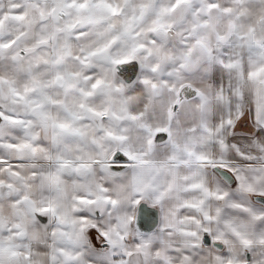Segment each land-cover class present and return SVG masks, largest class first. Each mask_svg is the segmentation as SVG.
<instances>
[{"label": "rangeland", "instance_id": "obj_1", "mask_svg": "<svg viewBox=\"0 0 264 264\" xmlns=\"http://www.w3.org/2000/svg\"><path fill=\"white\" fill-rule=\"evenodd\" d=\"M31 2L23 3L24 6L30 5L31 12L35 14L37 24L34 28V34L57 35L56 47L64 50L76 43H85L84 37L89 33L99 35L106 38L109 35H119L123 31L126 32V23L121 22L116 14L112 17L107 9L100 12L93 11V5L102 4V0H30ZM33 1V2H32ZM169 0L160 2L159 9L161 14L152 19L150 24L138 23L135 21L131 24L136 31L141 30L140 43L152 53V60L147 66L148 70L132 88L126 91H114L117 83L111 79V71L109 68L106 72V86L110 90H105V94L91 98L83 81L76 86L79 94L72 98L71 86L67 83L60 89V98L57 102L61 114L64 111H70L74 117L71 135H66L62 121L63 116L60 115V122L57 128L58 139L54 145L55 153L58 159L83 160L85 169L90 177L71 178L64 185L63 182L56 183L55 178L50 180V194L43 197L41 193L35 194L36 189L28 182L27 178H18L14 183L9 178L8 169L11 166L6 165L1 157H7V151L4 141L7 140L9 132L5 126V119L0 122V242H12L20 237L27 235V241L34 239H43L48 245L47 258L48 261L40 262L35 257L32 264H126L127 256L124 255L129 249L135 248L137 241L140 245L149 246L151 254H171L169 244L161 245V252H156L154 246H150L149 235H140L136 232L133 224H129L133 208L131 204V191L129 178H111L113 176L108 171V165L105 162L112 156L114 146L110 141V137L119 138L122 141L121 152L130 156L132 159L136 157L141 161L160 160L167 161L172 159L196 162L203 157L196 150L198 146L197 138L200 135L197 120L193 115L196 107V100H182L178 105V109L172 113V102L175 98V91L178 84L164 83L157 84L156 70L154 68L159 64L157 54L162 50V46L153 40V28L155 24L164 25L167 21L165 15V4ZM172 2V0H170ZM205 1V0H204ZM9 4L0 3V24L10 23L11 26L6 28V34L19 36L23 29L15 27V14L20 15V6L14 0H9ZM200 6L209 4V2L201 1ZM229 6V5H228ZM229 18L230 24L234 25L231 30L229 40L231 49L237 47V55L231 56L232 63L238 64L240 70L245 65L253 68L258 67L261 73L264 72V0H246L244 4L230 5ZM18 9V10H17ZM92 15H101L100 18H93ZM195 15L198 19L190 16L186 20L189 28L192 24L204 21L203 9L199 10ZM29 19V18H28ZM189 21V22H188ZM208 28V26H207ZM219 30H224L223 23H220ZM3 30L0 28V35ZM28 35L30 33L28 32ZM64 36L67 38L68 45L64 44ZM204 39L212 38L210 32L202 35ZM34 35L31 41H37ZM155 43V44H154ZM189 42V46H190ZM85 45V44H84ZM23 47V46H19ZM17 48V47H16ZM15 48V49H16ZM235 50V49H234ZM230 51V50H228ZM231 52V51H230ZM218 54V53H217ZM12 53H2L0 55V89L5 93L6 97L17 95L20 100L24 95L23 85L26 75L21 71V65L15 64L12 60ZM216 56V55H215ZM219 63V61L217 62ZM216 63V64H217ZM160 65V64H159ZM211 65L206 64L202 67L199 75H193L187 79L193 80L198 85V89L202 94V98H207L210 94V84L208 83V69ZM90 66L85 65L79 67V71H87ZM63 69V68H62ZM172 76L176 75L174 68L171 70ZM28 75L34 80L28 83L29 87H35L39 80L44 79L46 84L50 85V95L52 92L51 84L53 76L51 67L43 66L30 69ZM41 78V79H40ZM82 80V75H80ZM153 79L152 81H146ZM109 81V84H108ZM158 81V80H157ZM94 81L93 84H97ZM246 81L243 87L244 93L247 85ZM106 87V88H107ZM30 94H35L31 92ZM8 98L2 97L0 94V105L7 107ZM190 102H192L190 104ZM170 106V107H169ZM91 109L93 112L114 113L117 121L104 122L105 130L103 132H95L90 130V124L83 121L82 116L84 109ZM58 111V110H57ZM3 117V116H2ZM64 123V124H63ZM166 124L169 139L165 144L155 148L152 152L146 147V142L151 131ZM187 132V139L185 138ZM20 131L18 126L13 132ZM203 131H208V126L203 124ZM151 135V134H150ZM207 146V139L204 142ZM51 170L52 165H47ZM73 169L79 167L77 164H71ZM18 171L22 169L16 168ZM57 178H62V170L60 165L54 167ZM54 179V180H52ZM62 180V179H60ZM12 185L13 191L3 192L1 187L4 185ZM65 189V190H64ZM64 190V193L59 191ZM32 192V193H31ZM69 193L65 198V194ZM61 194L60 198L58 195ZM97 197H107V212L96 218V214L92 209L94 206L88 207L89 199H98ZM97 201V200H95ZM99 201V200H98ZM44 204V208L54 210V222L50 223L46 228L37 222L31 208H37ZM102 206V203L99 205ZM33 207V208H35ZM91 211L93 213H91ZM55 224V225H53ZM95 226L101 233L102 237L107 240V246L94 248L87 236V226ZM138 239V240H137ZM150 240V241H149ZM171 248H179L180 246H170ZM184 247V246H182ZM239 250H235L239 253ZM229 248L222 255H229ZM209 253L205 249L204 254ZM132 254V253H131ZM31 255V252L30 254ZM43 255L45 256L44 252ZM242 259V258H241ZM243 258L241 261H245ZM17 260L11 264H16ZM262 263L255 258H251L248 264ZM264 264V262L262 263Z\"/></svg>", "mask_w": 264, "mask_h": 264}, {"label": "flooded vegetation", "instance_id": "obj_2", "mask_svg": "<svg viewBox=\"0 0 264 264\" xmlns=\"http://www.w3.org/2000/svg\"><path fill=\"white\" fill-rule=\"evenodd\" d=\"M8 1L0 0V3L9 4ZM14 1L18 4L17 6H20L21 14H15L16 17L13 21L16 28L23 29L24 31L19 36L12 35L9 37L6 34V28L10 27L11 24L5 23L4 26L0 24V28L3 30L2 35H0V55L4 52L7 54L12 53L14 55H12V60H14L15 64L21 65V71L26 75V79L23 85L24 95L20 100L17 99V95L6 97L5 93L0 89L1 96L8 98L6 109L0 105V122L2 118L5 119V126L9 132L7 140L4 141L7 157L1 158H3L6 165L11 166L8 169L9 178H12L14 183L17 182L18 178H27L32 188L37 190L35 194L38 196L42 178H55L56 183L63 182L66 185L65 183L71 178L85 179L90 177L88 171L83 167L85 163L83 160L72 162L73 160L70 159H58L55 153L54 145L59 140L57 128L60 122V115L63 116L62 121L65 122V124L63 123V130L68 136L71 135L75 120L70 111H64L63 114L59 111L57 102L60 98V89L66 83L70 84V96L75 98L79 94L76 86L83 81L87 88L86 92H89L88 95L91 98L103 95L105 94V90H110L106 86L105 81V70L107 68L111 71V79L118 84L114 91L123 92L132 88L139 80L144 81L141 78L147 72V66L153 59L152 53L147 50L146 44L144 46L140 43V33L142 34V31H136L134 27H131V24L135 21H138L139 24H150L152 19L149 18L154 16L156 18L157 14H161L159 6L163 0L100 1L102 4L92 6L93 11L98 12L96 8L100 12L102 9H107L111 17L116 14L121 22H125L127 25L126 29L128 30L119 33L118 36L111 34L106 38L99 37V35L91 32L83 38L85 43H76L74 41V45L72 46V42L70 41L71 46L68 48L65 46V51L56 47L57 35L48 33V35L37 36L34 34V28L37 24L35 14L31 12L29 4L27 6L23 5V3L31 2L30 0ZM201 1L209 2V4L200 6L199 3ZM245 1H242V4ZM228 5L234 4L221 3L220 0H172V2L169 0L164 6L165 15H167L166 23L164 25H154L152 32L153 40L162 46V50L157 54L160 65L158 64L154 68L158 81L154 80V82L157 84L173 82L178 84L175 98H173L174 101L171 104L172 113L178 109L181 101L193 92L190 87L198 89L197 83L187 79L188 77L199 75L197 70L209 64L211 66L208 69V83L210 84L213 80L211 68L216 64L215 55L219 51L225 53L228 50H236L237 47L231 49L232 46L227 42L231 30H234V25L232 26L230 21H228V26L226 23L230 11ZM201 9H203L204 21L192 24L188 28L186 25L187 18L189 19L190 16H193L198 19L195 13ZM92 17L103 18L101 15H92ZM220 23H223L224 27L222 34L219 30ZM207 31L212 36L209 39V44L207 39L203 41L202 38V35ZM28 32L30 35H28ZM34 35L38 40L30 42ZM63 39L65 40L64 44L68 45L66 36ZM189 42H191L190 46ZM85 65L90 66L89 70H80L78 73L79 67ZM43 66L51 67L53 76L51 87L54 95H50V85L46 84L44 79L40 78L41 80L38 81L39 83L35 87L30 88L28 85L30 81L34 80V78L28 75L30 69ZM172 68L176 71L175 76H172ZM80 75H82V80ZM94 81L98 83L93 84ZM198 90L195 89L194 93L198 95V98H202V94ZM31 92H35V94H30ZM245 92L249 93L248 85ZM247 111L248 103H246L244 114ZM243 116L242 114V118ZM82 119L87 124H90V130L92 131L93 129L95 132H103L105 130V120L110 122L117 121L114 113L109 111L93 112L88 108L84 109ZM18 126L20 127V131L13 132ZM166 127L165 124L151 131L152 133H150L151 135L149 134L150 137H148L146 142L145 148L149 147L147 151L150 150L152 152L155 148L165 144V142L158 143L162 139L154 137L153 133L159 129H166ZM112 138L116 137H110L109 139L115 146L116 141H118L121 148L123 145L122 141L119 138H116V140ZM0 152L2 151L0 150ZM134 156L136 157L135 159L126 154L118 155V157L129 159L127 163L128 167L132 161H141L137 159L136 153ZM72 163L79 165V167L73 169L71 167ZM47 165H52V169L50 170L47 167L46 170ZM56 165L61 166L62 178H57L56 176V171L54 170ZM17 167H20L22 170L18 171ZM1 190L3 192H11L13 191V186L5 184L4 187H1ZM64 190L59 192L64 193ZM68 194H65V198ZM59 195L61 196V194ZM165 199L166 194L164 193L154 199L152 187H145L139 199L132 206L133 216L129 224H133L134 226V218L137 211H141V213L151 212L152 214L153 208L147 205V201H151L152 203L158 201L157 205L160 207ZM101 203L102 206H99ZM87 205L88 207L94 206V211L97 210L99 214L98 210L103 212L102 208L105 206V203L102 200H97L89 202ZM44 206L41 204V207L37 209L35 206H33L35 208H31L35 218H37V222L39 218L46 216V213L49 215L53 214L54 216V210H49L48 208H44ZM144 221L141 222L142 228H146L153 223L152 216L144 217ZM203 221L204 218H202L201 223ZM53 222H49V224ZM161 222L160 216L159 226ZM87 229L98 231L93 225L87 226ZM198 229L200 238L197 244L186 245L183 248H171L170 246L172 245H170L169 249L173 253L166 255L160 253L150 254L149 246L145 247V245H140V243L137 244V241L134 251L127 256L126 264H248L251 258H255L262 263L264 262V255L259 253L262 248L250 246H242L240 252L236 254L219 255L226 251V247L222 252H217L211 245L210 239L213 238L210 233L203 231L200 226ZM94 234L96 235L97 232ZM93 244L96 245L95 239ZM149 245L152 246L151 242H149ZM96 247L99 246L96 245ZM205 249L209 250V253L204 254ZM153 250L156 252L162 251L160 247H155ZM253 251H255V254H252ZM243 258L246 260L241 261Z\"/></svg>", "mask_w": 264, "mask_h": 264}, {"label": "crops", "instance_id": "obj_3", "mask_svg": "<svg viewBox=\"0 0 264 264\" xmlns=\"http://www.w3.org/2000/svg\"><path fill=\"white\" fill-rule=\"evenodd\" d=\"M242 1L220 0L234 5ZM232 55L236 56L237 50L218 52L216 63H219L211 68L209 96L194 98L198 100L193 115L203 134L198 136L196 146L198 153L203 154L200 160L132 161L119 173L108 170L111 178H129L132 205L147 186L152 187L154 199L166 194L160 206L161 225L150 235L156 248L166 244L179 248L195 245L199 242L200 226L213 239L222 241L230 254H236L232 249L250 246L262 248L259 253L264 255V204L255 200L264 197V72L248 65L240 70L238 64L232 63ZM246 81L250 82L248 97L243 91ZM246 103L248 111L244 114ZM203 124L208 126L207 132L203 131ZM214 165L229 171L234 183L228 185L213 171ZM50 184L49 178L41 179L43 197L50 194ZM97 198L89 202L102 200L105 206L103 212L98 210L99 214L93 209L96 218L107 212L108 201L107 197ZM86 230L96 248L93 235L97 231L87 227ZM103 241L107 246V240ZM48 248L41 238L28 242L27 235L12 242H0V264H11L14 260L16 264H32L35 257L46 262Z\"/></svg>", "mask_w": 264, "mask_h": 264}, {"label": "water", "instance_id": "obj_4", "mask_svg": "<svg viewBox=\"0 0 264 264\" xmlns=\"http://www.w3.org/2000/svg\"><path fill=\"white\" fill-rule=\"evenodd\" d=\"M190 88L193 90V92L190 93L183 100H189V99H193L195 97H198V95L196 93H194V90L196 88H192V87H190ZM196 90H198V89H196ZM153 135H154V137H156L158 139H162L158 143L166 142L168 140V137H169L168 129L156 130L153 133ZM112 139L116 140V138H112ZM120 154H124V153L121 152L119 142L116 141L115 151H114L113 155L111 156V158L109 159V164H108V170H110L111 172L119 173L128 167L127 163L129 161V159L118 157V155H120ZM212 169L228 185H232L234 183V179H233L232 175L226 169H224L220 166H217V165H214L212 167ZM255 200L264 204V197H255ZM157 203H158V201L157 202L154 201V203H152L151 201H147V205L149 207L153 208L152 214H151V212L141 213V211H137V214L135 215V218H134V228L138 234L150 236L153 232H155L158 229L159 221H160V207L157 205ZM148 216H152L153 223H151L146 228H142L141 222H145L144 217H148ZM36 220H37V218H36ZM53 221H54L53 214L49 215L46 213V216L39 218L38 222L41 224L42 227L46 228V226H48L49 222H53ZM143 225H146V224H143ZM94 238H95V242H96L97 246L103 247L106 245V243L103 241L102 237L99 234L94 235ZM210 241H211L212 247L217 252H222L226 247V245L222 241H219L216 239H210Z\"/></svg>", "mask_w": 264, "mask_h": 264}]
</instances>
